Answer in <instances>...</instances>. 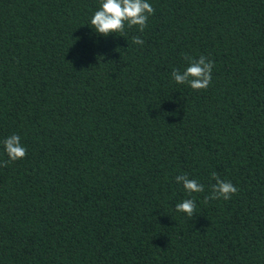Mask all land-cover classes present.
<instances>
[{"label": "trees", "instance_id": "16d2710c", "mask_svg": "<svg viewBox=\"0 0 264 264\" xmlns=\"http://www.w3.org/2000/svg\"><path fill=\"white\" fill-rule=\"evenodd\" d=\"M100 2L0 0V264H264V0H148L107 37ZM213 172L237 192L205 204Z\"/></svg>", "mask_w": 264, "mask_h": 264}, {"label": "clouds", "instance_id": "9594fccd", "mask_svg": "<svg viewBox=\"0 0 264 264\" xmlns=\"http://www.w3.org/2000/svg\"><path fill=\"white\" fill-rule=\"evenodd\" d=\"M154 8L148 0H101L100 7L95 11L91 18V28L102 36H109L113 33H122L125 26L137 27L143 32L147 27L150 15L154 14ZM134 44H143L144 41L139 37H133ZM188 66L183 72L173 69L171 76L177 84H188L193 90H206L212 81V69L214 62L201 55L198 60L185 55ZM4 151L10 161L23 159L26 148L20 142V136L13 134L3 140ZM7 162H5L6 164ZM215 184L211 185V194L204 197L206 204L210 199L218 200L223 198L229 200L237 192V188L230 182L222 180L216 172L211 174ZM177 183H182L184 190L191 195L192 193L204 192V185L195 179H190L187 174L177 175ZM196 203L194 199H185L176 204V211L185 213L188 217L195 214Z\"/></svg>", "mask_w": 264, "mask_h": 264}]
</instances>
